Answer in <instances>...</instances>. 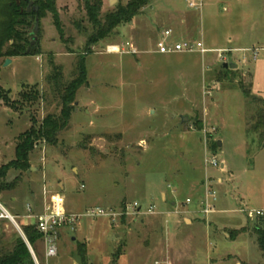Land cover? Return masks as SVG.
Listing matches in <instances>:
<instances>
[{
    "label": "rangeland",
    "instance_id": "obj_1",
    "mask_svg": "<svg viewBox=\"0 0 264 264\" xmlns=\"http://www.w3.org/2000/svg\"><path fill=\"white\" fill-rule=\"evenodd\" d=\"M99 1L101 15L128 2ZM54 3L63 38L46 12L37 32L41 54L14 56L9 63L0 58V167L15 158L18 134L33 119L38 124L61 108L48 79L50 58L69 81L92 31L83 0ZM203 3L187 29L165 13L188 11L187 0H151L131 22L91 46L85 56L87 82L76 93L68 127L57 143L34 145L29 170L11 168L5 177L7 182L16 178L17 186L0 195L14 217L0 219V249L24 237L20 226L29 223L19 215L32 193L37 206L59 193L66 210L80 218L75 230L61 231L53 258L46 259L36 241L39 264H80L79 243L87 248L86 264L264 263L252 228L255 211L264 215V145L246 128L256 106L236 87L242 82L264 98L251 79L264 57V0ZM140 16L149 24L155 21L153 32ZM162 27L172 30L173 40L199 39L211 50L158 54L161 33L155 32ZM113 45L119 51L107 50ZM218 48L226 49L224 62L231 48L239 67L221 72ZM34 86L39 99L17 102L15 109L5 103ZM207 190L216 199L210 197L212 212L206 214L201 209ZM133 202L139 211L125 212ZM96 208L106 215L85 214ZM248 225L249 232L233 240L224 237L223 231Z\"/></svg>",
    "mask_w": 264,
    "mask_h": 264
},
{
    "label": "trees",
    "instance_id": "obj_2",
    "mask_svg": "<svg viewBox=\"0 0 264 264\" xmlns=\"http://www.w3.org/2000/svg\"><path fill=\"white\" fill-rule=\"evenodd\" d=\"M150 1L128 0L126 5L117 4L111 11L101 15L102 2L99 0H83L85 15L92 26V31L85 43L84 53L76 63V75L69 81L63 80L62 68L54 64L52 58H50L49 66L51 72L48 79L51 85H53L58 100L61 102V108L57 114L50 113L44 116L38 124L33 119L30 127L18 134L19 136L17 137L14 149L15 158L9 164L0 167V195L3 191L13 190L17 186L16 178L11 182L5 181L8 171L11 168L21 171L29 170L30 154L34 145L38 141H44L49 145L57 143L59 133L68 127L76 93L87 82L85 56L87 53L92 52L90 49L91 46L99 40L108 38L119 25L131 21L135 16L140 14L141 9ZM28 2V0H19L18 3L16 0H0V58L5 59L14 56L41 54L38 40L30 44L31 33H29V29L34 25V19L37 18L39 20L46 12L51 13L55 27L63 38L54 0H36V4L33 3V5L38 6L37 11L32 6L29 12L27 11ZM220 70L221 72H227L228 70L234 71L229 67L224 68L223 63L221 64ZM216 80L219 81L220 76H217ZM236 87L242 91V94L249 104L256 106L255 112L248 118L246 128L248 133L254 132L258 134L259 144L263 146L264 98L252 94L251 88L246 87L242 82H239ZM23 88L18 92V98L16 100L5 98V103L15 109L17 102L31 103L41 97L39 90L35 86L32 90ZM5 92L7 91L5 90ZM0 202L2 203V201ZM20 227L24 237L20 235L10 249H0V264H34L27 244L35 250L33 246H35L36 241L40 242L41 234L38 233L33 224H22ZM252 228L255 235V242H257L262 257L264 258V215H258ZM250 229L251 227L249 225L239 229H233L229 232V237L233 240L239 234L249 232ZM76 248V255L79 258L80 264H86L87 248L82 243H79ZM118 253L115 255V261L119 256Z\"/></svg>",
    "mask_w": 264,
    "mask_h": 264
},
{
    "label": "built area",
    "instance_id": "obj_3",
    "mask_svg": "<svg viewBox=\"0 0 264 264\" xmlns=\"http://www.w3.org/2000/svg\"><path fill=\"white\" fill-rule=\"evenodd\" d=\"M202 0H188L187 7L191 11H199L203 7ZM173 32L170 28H163L161 30V35L156 41V49L161 54H172L184 51H194L197 50L200 53L204 54L210 52L211 49H207L203 46L202 40L199 39H183V40H173L172 38ZM107 50L109 52L119 51L118 46L108 47ZM217 51V57L219 60H223V51ZM211 164L219 165L216 157H211L209 160ZM223 164V163H222ZM221 164V166H222ZM210 197L215 200L216 196L214 191H206L204 200L202 202V209L204 213L212 212V205L210 204ZM47 200V201H46ZM45 203L42 205V208L39 210H34L31 204H27L25 206V212L21 215V217L29 220V224H33L41 234L40 242L42 243V248L44 249V256L46 259L53 258V256L58 255L59 248V237L60 233L63 230H75V225L77 224L80 215H77L73 212L67 211L65 209L64 200L60 196V194H51V196L47 197ZM186 202H190L189 198H186ZM139 204L137 202H133L132 205H126L125 212H134V210L139 211ZM152 211V207L148 209V212ZM86 215L90 216H101L106 215L105 211L101 208H96L94 210H87L85 212ZM250 215L253 214L251 211ZM256 215H263V212L260 210L255 211ZM10 218L14 221V217H12L3 204L0 203V219ZM29 249H31V254L35 264H39L38 260L35 256L34 250L28 244Z\"/></svg>",
    "mask_w": 264,
    "mask_h": 264
},
{
    "label": "crops",
    "instance_id": "obj_4",
    "mask_svg": "<svg viewBox=\"0 0 264 264\" xmlns=\"http://www.w3.org/2000/svg\"><path fill=\"white\" fill-rule=\"evenodd\" d=\"M188 1V0H187ZM203 1V0H202ZM143 13V12H142ZM167 15L169 14V16H171V17H175L176 19H177V22H178V24H179V26L180 27H182V26H184L185 28H189V26H187L188 24H190L191 26H192V24L194 25V20H193V18H194V15H195V13H196V15H197V12H192L191 10H188V11H179V10H176V12H165ZM194 14V15H193ZM198 16V15H197ZM139 20L143 23V25L144 26H147L150 30H152V27H153V23H155V21H151V23L149 24V22L147 23V20H146V17H143V16H140V18H139ZM193 21V22H192ZM146 22V23H145ZM172 22H173V20H172ZM148 24V25H147ZM143 26V27H144ZM162 28H166V27H162ZM161 30L160 29H158L155 33H157V37L160 35V32ZM150 32H153V30L152 31H150ZM175 32H174V37H175ZM155 39H157V38H155ZM228 39H231V37H228ZM214 49V48H213ZM217 50H221V51H223V50H226L225 48H218ZM228 50H229V54H228V56L230 57V59H227L228 61H233V62H235V59H231V57H233L232 56V54H231V48H228ZM155 52H157L158 54H160L157 50H155ZM257 55L255 54L254 55V58L256 57ZM224 61H222V63H223ZM225 62H227V61H225ZM236 63V62H235ZM238 64V63H237ZM238 67H239V64H238ZM237 67V68H238ZM251 79H252V87L254 88V90H256V91H258V92H261L263 95H264V57L263 58H261L260 60H257V65L255 66V68H254V70H252V72H251ZM260 93V94H261ZM2 100H0V102H1ZM3 107H5V105H2ZM15 149V148H14ZM12 159H10L9 161H11ZM222 166H223V164H222ZM32 170L34 171V170H36V167H32ZM218 180H220V179H218ZM163 196L164 197H166L164 194H163ZM31 198L33 199L32 201H26L25 202V206L27 205V204H31L32 206H33V208H34V210H39V209H41L42 208V205L45 203V201L44 202H42L41 203V205L40 206H37L38 204L36 203V201H35V198H36V193H32L31 194ZM47 199V198H46ZM45 199V200H46ZM47 201V200H46ZM1 203V202H0ZM1 204H3V203H1ZM172 204H174V203H172ZM3 206H4V204H3ZM25 206H24V208H23V212L19 215V216H21L24 212H25ZM5 207V206H4ZM6 208V207H5ZM66 209V208H65ZM7 210V209H6ZM8 211V210H7ZM188 212V211H187ZM192 212H195V211H193L192 210ZM191 219H189V222L191 223V221H192V217H190ZM27 220V219H26ZM28 222H30L29 220H28ZM242 227H244V226H242ZM242 227H240V228H242ZM222 229H224V228H222ZM221 229V230H222ZM227 229V228H226ZM233 229H239V228H232V230ZM228 230V229H227ZM232 230H228V234L227 233H225V231H223V234L225 235L224 237L225 238H227V239H231L230 237H229V232L230 231H232ZM236 238V237H235ZM232 240V239H231ZM226 256H228V254L226 255ZM235 264H241L240 263V261L239 260H237L236 262H235Z\"/></svg>",
    "mask_w": 264,
    "mask_h": 264
},
{
    "label": "water",
    "instance_id": "obj_5",
    "mask_svg": "<svg viewBox=\"0 0 264 264\" xmlns=\"http://www.w3.org/2000/svg\"><path fill=\"white\" fill-rule=\"evenodd\" d=\"M109 1V4L111 5V4H114L115 2H116V0H108ZM16 2L18 3L19 2V0H16ZM33 2L30 0L29 2H28V7H27V11L29 12V10H31V7L33 6V4H32ZM33 9L35 10V11H37V9H38V6L37 5H34L33 6ZM35 20V22H34V25H33V28H32V30H31V36H32V38H31V40H30V44H33L37 39H38V36H37V32H38V28H39V20L37 19V18H35L34 19ZM131 22V21H130ZM28 50V49H27ZM10 62V59L9 58H7L6 59V63H9ZM223 67L224 68H227V67H229V68H231V69H236L237 67H238V64L237 63H235V62H233V61H227V62H223ZM187 119V117H182V120H186ZM218 145L220 144V142L218 141V143H217ZM12 220V219H11ZM28 245V244H27ZM28 249H29V246H28ZM30 252H31V249H30Z\"/></svg>",
    "mask_w": 264,
    "mask_h": 264
},
{
    "label": "flooded vegetation",
    "instance_id": "obj_6",
    "mask_svg": "<svg viewBox=\"0 0 264 264\" xmlns=\"http://www.w3.org/2000/svg\"><path fill=\"white\" fill-rule=\"evenodd\" d=\"M33 4V3H32ZM34 6V5H33Z\"/></svg>",
    "mask_w": 264,
    "mask_h": 264
}]
</instances>
